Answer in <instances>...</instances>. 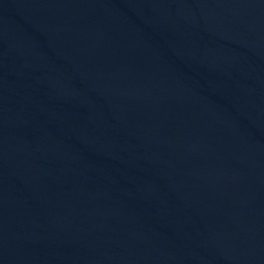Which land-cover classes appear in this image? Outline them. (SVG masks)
I'll return each mask as SVG.
<instances>
[{
	"label": "water",
	"instance_id": "water-1",
	"mask_svg": "<svg viewBox=\"0 0 264 264\" xmlns=\"http://www.w3.org/2000/svg\"><path fill=\"white\" fill-rule=\"evenodd\" d=\"M0 264H264V0H0Z\"/></svg>",
	"mask_w": 264,
	"mask_h": 264
}]
</instances>
